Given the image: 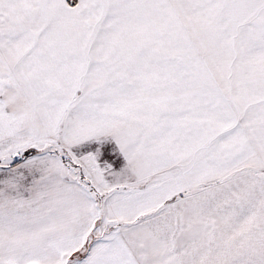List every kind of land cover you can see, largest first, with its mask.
I'll return each mask as SVG.
<instances>
[{
	"label": "snow or ice",
	"instance_id": "obj_1",
	"mask_svg": "<svg viewBox=\"0 0 264 264\" xmlns=\"http://www.w3.org/2000/svg\"><path fill=\"white\" fill-rule=\"evenodd\" d=\"M0 264H264V0H0Z\"/></svg>",
	"mask_w": 264,
	"mask_h": 264
}]
</instances>
